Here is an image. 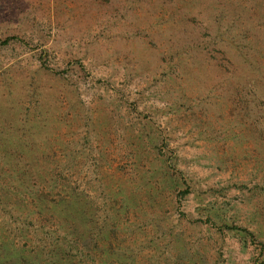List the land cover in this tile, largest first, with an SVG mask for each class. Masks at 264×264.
I'll return each mask as SVG.
<instances>
[{
    "label": "rangeland",
    "instance_id": "obj_1",
    "mask_svg": "<svg viewBox=\"0 0 264 264\" xmlns=\"http://www.w3.org/2000/svg\"><path fill=\"white\" fill-rule=\"evenodd\" d=\"M0 264H264V0H0Z\"/></svg>",
    "mask_w": 264,
    "mask_h": 264
},
{
    "label": "trees",
    "instance_id": "obj_2",
    "mask_svg": "<svg viewBox=\"0 0 264 264\" xmlns=\"http://www.w3.org/2000/svg\"><path fill=\"white\" fill-rule=\"evenodd\" d=\"M9 38L8 39H5L3 42H8Z\"/></svg>",
    "mask_w": 264,
    "mask_h": 264
}]
</instances>
